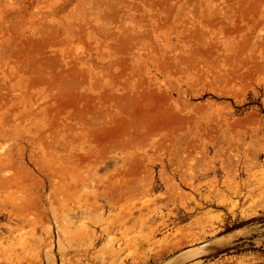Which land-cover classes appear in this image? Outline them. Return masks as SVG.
Segmentation results:
<instances>
[{
    "label": "rangeland",
    "instance_id": "rangeland-1",
    "mask_svg": "<svg viewBox=\"0 0 264 264\" xmlns=\"http://www.w3.org/2000/svg\"><path fill=\"white\" fill-rule=\"evenodd\" d=\"M8 185L22 264H264V0H0Z\"/></svg>",
    "mask_w": 264,
    "mask_h": 264
},
{
    "label": "bare ground",
    "instance_id": "bare-ground-1",
    "mask_svg": "<svg viewBox=\"0 0 264 264\" xmlns=\"http://www.w3.org/2000/svg\"><path fill=\"white\" fill-rule=\"evenodd\" d=\"M2 152V151H1ZM11 189V187H9V185L6 187V186H2V188L0 189V191L2 192V190H4L5 192L7 191V190H10ZM21 190V189H20ZM11 191V190H10ZM11 194V193H10ZM10 194H8L7 195V198H8V196L10 195ZM22 194H24L23 192H22ZM22 194H20V197H22ZM25 196H26V193L24 194ZM25 196H23V198L25 197ZM12 197V195H10V197L9 198H11ZM14 197L15 196H13L11 199L13 200L14 199ZM9 201H10V199H9ZM17 201V200H16ZM18 202V201H17ZM9 203V202H8ZM14 203V202H13ZM20 203V202H19ZM21 204V203H20ZM20 204H18V203H14V204H11L12 206H13V208L14 209H16L18 206L19 207H21V205ZM2 205V204H1ZM3 205H6V204H3ZM22 206H23V204H22ZM3 207L4 206H2V209H0V215L1 214H6V212H7V210L6 209H3ZM25 208V207H24ZM16 212L18 213V211H17V209H16ZM9 213H11V212H9ZM25 216V215H24ZM24 216L22 217V218H24ZM26 219V218H25ZM22 223H23V220H22ZM22 238V237H21ZM25 242L23 241V247H24V245L26 244H24ZM215 243H217V242H215ZM222 242H220L219 243V245L221 244ZM215 245V244H214ZM12 246H8V247H6V248H4V249H2V250H0V255L2 254L3 256H4V258H3V261H2V263H5V264H22V262L23 261H20V260H18L17 258L18 257H16V259H15V257H14V255H16V254H12L11 252L14 250V248H13V250H12ZM26 251V250H25ZM14 252V251H13ZM16 252V251H15ZM1 263V262H0Z\"/></svg>",
    "mask_w": 264,
    "mask_h": 264
}]
</instances>
